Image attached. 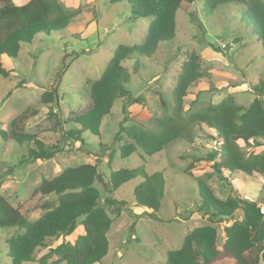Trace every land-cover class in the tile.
Masks as SVG:
<instances>
[{
    "label": "rangeland",
    "instance_id": "1",
    "mask_svg": "<svg viewBox=\"0 0 264 264\" xmlns=\"http://www.w3.org/2000/svg\"><path fill=\"white\" fill-rule=\"evenodd\" d=\"M7 2L0 0V6ZM60 3L66 11L76 13L66 28L37 33L30 43H21L14 58H2L9 74L0 76V195L15 206L25 200L42 179L51 178L68 166L97 162L101 172L97 186L101 201H104V186L111 170L142 165L147 174L162 173L164 186L160 207L152 213L134 201L133 188L141 181L139 176L113 190L111 197L125 203L106 206L113 219L107 232L108 252L95 264H164L167 252L180 246L185 233L203 224L216 228L217 247L220 248L225 237L224 228L230 221L212 222L197 213L187 216L189 209L199 202L200 194L185 168L194 156H206L217 150L215 132L211 128L204 123L195 124L190 127L192 137L179 138L150 156L137 149L123 159L118 146L128 140L127 136L123 133L119 142L111 143L110 140L124 116V98L114 101L110 114L101 122L99 136L88 131L82 133V144L63 135L62 130L73 125L63 123L61 129L54 114H48V106L38 105L41 93L56 84L62 116L81 111L88 105L90 83L101 75L116 47L141 43L151 19L133 18L126 1L60 0ZM242 8V4L227 2L209 11L205 0L183 3L176 11L172 40L160 42L149 57L136 60L131 56L123 61L130 73L129 88L143 98L142 104L128 106L129 120L123 124L153 127L151 118L163 114L158 93L170 97L182 63L192 51L199 55L201 68L207 76L189 88L184 98L185 108L198 110L228 96L239 105H248L255 97L250 86L264 81V43L246 20ZM135 63L138 64L137 72L133 71ZM29 105H37L39 112L27 122L26 130L46 145L60 148L52 158L29 162L27 143L19 144L1 137V131L8 129L11 119ZM238 145L247 153H264V144L258 147ZM215 159L218 160V156ZM211 164L206 160L194 162L193 176L206 180L218 198L224 199L233 193L232 187H238L264 209L262 176L226 171L225 179H219ZM52 199L56 203V196ZM117 206L121 208L119 214H116ZM44 211L34 207L27 218L33 221ZM18 232L21 229L16 226L0 227V264H10L5 241ZM82 232L79 225L71 235L48 239L46 246L36 249L35 260L48 247L63 240L73 241ZM23 264H36V261Z\"/></svg>",
    "mask_w": 264,
    "mask_h": 264
},
{
    "label": "trees",
    "instance_id": "2",
    "mask_svg": "<svg viewBox=\"0 0 264 264\" xmlns=\"http://www.w3.org/2000/svg\"><path fill=\"white\" fill-rule=\"evenodd\" d=\"M111 3L126 1L133 18L150 17L148 28L141 43L116 47L101 75L88 88V105L79 112L63 117L60 110L58 86L50 85L40 95L38 105L48 106L58 125L71 124L63 129L68 140L84 143L82 133L99 136L102 120L110 114L117 98H124V116L118 122V131L111 143L122 140L123 133L128 140L118 146L123 159L141 149L150 156L162 151L179 138L192 137L190 127L204 123L215 134L217 150L206 156H194L185 168L198 187L200 200L188 211L187 216L198 213L209 221H230L224 228L221 247H217V230L213 225L203 224L186 232L180 246L167 252L164 264H264V209L248 198L238 187H232V194L218 198L206 180L193 176V163L206 160L212 162V170L219 179L224 173L235 172L263 177L261 192L264 195V153L244 152L239 143L251 147L264 144V81L250 86L255 97L242 106L228 96L217 104H208L198 110L184 107V98L192 84L206 77L201 68L199 55L192 51L182 63L181 73L169 95L158 93L163 114L151 118L152 128L140 123L124 125L129 120L128 106L142 104L143 98L133 94L128 84L130 73L122 64L133 56L136 60L149 57L162 41L175 36V15L183 3L194 0H108ZM242 4V12L251 23L258 38L264 43V0H205L207 10H214L222 3ZM75 12L66 11L59 0H27L16 5L8 1L0 6V76L6 77L9 70L3 65V56L15 57L21 43H30L37 33H49L66 28L75 17ZM198 27L201 24L196 22ZM249 25V24H248ZM135 63L133 71L137 72ZM53 107L54 110L53 111ZM39 112L37 105H29L15 115L7 130L1 131L6 141L27 143V161L52 158L60 150L56 145H46L40 138L26 130L27 122ZM143 158L142 155H140ZM218 156V160H216ZM97 162L81 163L63 168L51 178L42 179L29 196L12 206L0 195V227L16 226L21 232L6 239L10 264L35 262L36 264H95L108 252L107 232L113 219L109 216L107 204H124L111 197V192L121 184L139 176L133 188L134 201L151 210L160 207L163 197L164 179L156 171L147 174L143 166L111 170L106 178V195L101 201L97 186L100 179ZM56 196V203L52 197ZM34 207L45 211L30 221L27 213ZM116 214L121 208L116 207ZM81 225L83 232L73 241L63 240L35 260L38 247L46 246L50 238L71 235ZM50 259V261H48Z\"/></svg>",
    "mask_w": 264,
    "mask_h": 264
},
{
    "label": "crops",
    "instance_id": "3",
    "mask_svg": "<svg viewBox=\"0 0 264 264\" xmlns=\"http://www.w3.org/2000/svg\"><path fill=\"white\" fill-rule=\"evenodd\" d=\"M8 1H12L14 4H16V5H21V4H23V3H25V2H27V0H8ZM60 1V0H59ZM198 214V213H197ZM224 239H225V237H224ZM223 239V240H224Z\"/></svg>",
    "mask_w": 264,
    "mask_h": 264
}]
</instances>
